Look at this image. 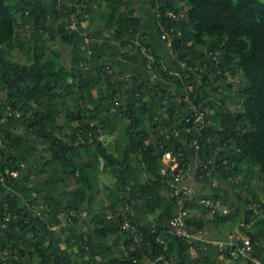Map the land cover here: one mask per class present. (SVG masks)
I'll return each mask as SVG.
<instances>
[{"label":"trees","instance_id":"trees-1","mask_svg":"<svg viewBox=\"0 0 264 264\" xmlns=\"http://www.w3.org/2000/svg\"><path fill=\"white\" fill-rule=\"evenodd\" d=\"M145 1L166 47L161 28L171 32L174 71L185 62L187 78L169 74L176 67L148 43L133 0H0V226L15 233L35 222L47 226L65 264H132L121 256V241L128 244L132 233L107 215L128 203L129 221L147 238L159 234L180 203L161 170L172 150L192 164L188 184L196 195L185 204L188 226L231 231L240 223L252 255L264 264V194L253 184L264 188V0ZM61 46L69 57L62 59ZM13 51L25 61H14ZM118 59L140 71L123 77ZM186 85L203 122L186 121ZM115 134L126 141L113 147ZM193 160L202 166L196 169ZM54 170L60 188L47 194L39 180ZM66 175L73 179L71 194ZM103 175L111 177L110 187ZM202 198L221 199L229 213L207 218L209 211L196 203ZM58 212L63 224L50 219ZM166 242L171 263L254 264L202 242ZM0 251L10 264H61L52 236L37 226L20 238L0 232ZM144 259L139 254V264Z\"/></svg>","mask_w":264,"mask_h":264},{"label":"built area","instance_id":"built-area-1","mask_svg":"<svg viewBox=\"0 0 264 264\" xmlns=\"http://www.w3.org/2000/svg\"><path fill=\"white\" fill-rule=\"evenodd\" d=\"M163 33L162 38L165 40L167 47L172 46L171 32H167L164 27L161 28ZM148 60L152 61V56L147 55ZM215 61L216 58L214 57ZM187 67L185 62L180 63L179 70L170 71L169 74H175L178 78L185 79L188 76L183 74V71ZM196 70V67H195ZM193 89L190 85H186L182 92L183 110L188 113L186 121L189 122L193 116H195L196 122H203L202 109L197 108L191 101L190 95ZM206 112H213V110H207ZM209 124V123H208ZM175 136L184 139V135H181L179 131H174ZM194 147V151H197L199 145L198 140L194 139L191 144ZM183 159V154L179 153V157L174 154L172 150L164 153L162 157V174L169 176L166 179V183L172 190V196L177 197L180 200L179 206L176 209L174 215L168 220L163 230L153 235L152 238L141 232L136 225L129 221L128 216L133 215V208L130 204L125 203L123 207H117L115 215L108 214L107 218H114L115 223L120 226L121 231L125 234L131 232L132 235L128 238L130 242L125 244L121 241V253L123 261H131L132 264H139L138 256L141 254L144 256L142 264H155L162 262L163 264H175L167 260L168 244L166 242L167 237L179 238L187 241L188 243L202 242L206 245H211L218 248L220 251L227 249L230 256L233 259L248 260L254 264H258L257 258L252 255L253 246L250 238L246 233L236 232L231 234L226 241L212 240L207 238V230L196 231L192 226H188L187 219L189 218V211L185 207V204H190L194 200L196 195L195 189L192 183L188 184V179L192 178L191 169L192 164L181 163L179 158ZM194 161V160H193ZM202 165L194 161V167L198 169ZM184 168L186 172L184 173ZM201 207L209 211L210 219H214L216 214H228V206L221 199L202 198L196 202ZM6 220L9 219V215H6ZM62 222L61 224H63ZM249 229V226H245ZM132 240V241H131ZM155 244L159 246L155 248ZM156 250H155V249ZM161 248V249H160ZM0 258L3 264H10V260L7 257V252L0 251Z\"/></svg>","mask_w":264,"mask_h":264},{"label":"crops","instance_id":"crops-1","mask_svg":"<svg viewBox=\"0 0 264 264\" xmlns=\"http://www.w3.org/2000/svg\"><path fill=\"white\" fill-rule=\"evenodd\" d=\"M135 9H136V14L141 18L144 27H146L148 29V35H147L148 36V43L151 44V46L153 47V49L157 52V54L159 56L161 54L164 55L165 59H163V60L166 61V59H168L171 62L172 66L176 67L175 69L173 68V70H176L178 66H177V62H176L174 56L171 54V51L161 41L160 37L157 36L155 20H154V16H153V12H152L151 8L147 5L145 0H142V3L138 7V9L137 8H135ZM161 45H162V47H161ZM162 50H166V53L163 54ZM140 62L141 61H139L138 63L140 64ZM115 65L117 66V69L119 70L118 73L122 74L123 77L127 74V72L133 71V73H135V68L137 71H140L139 65L136 67L135 64H127V63L125 64L123 61L121 62L120 59L115 61ZM110 139H111V137H110ZM52 172H54L53 174L55 175V172H57V171L54 170ZM56 174L60 176V180L58 181L59 187H58V185H55L53 183L54 184V187H53L54 191L53 192L57 191L60 188V184H61L60 183L61 182V175H60V173L59 174L56 173ZM46 175H47V173L45 174V176ZM49 175H50V173H48V177H49ZM47 179L48 178H44L43 182H46ZM187 183H189V180ZM68 185H69V188L67 189V192H68V194H71L74 187L71 186L70 184H68ZM42 186L45 190V187L43 184H42ZM45 191L47 194L52 193V191H47V190H45ZM207 218H210V217L207 216ZM50 219L51 220L52 219H55V220L58 219L59 221L64 220L65 214L63 212L53 213V216L51 215ZM58 223H60V222H58ZM208 226L210 227V229H209V231H207V238L212 239V240L226 241L231 234L236 233V232H240L237 228L238 225H236V228H234L231 231H228L227 228H222V227H218V226L215 227L214 224H210ZM97 243H99L98 240L96 241V244ZM108 244L110 245V243H108Z\"/></svg>","mask_w":264,"mask_h":264},{"label":"rangeland","instance_id":"rangeland-1","mask_svg":"<svg viewBox=\"0 0 264 264\" xmlns=\"http://www.w3.org/2000/svg\"><path fill=\"white\" fill-rule=\"evenodd\" d=\"M134 2H135V5H136V8L138 9V7L141 5V3H142V0H133ZM50 23H51V21H50ZM52 24V23H51ZM87 24H89V22L88 21H84V26H87ZM72 25H74V23H72ZM55 29H56V27H54ZM25 29H27V28H25ZM50 33H53L54 31H53V28H50V25H49V28L47 29ZM17 31L18 32H20V34H21V36L23 37V32L21 31V29H20V31H19V29H17ZM161 47H162V45H161ZM61 51H62V59H64V58H67V57H69V52H68V50H64V48L61 46ZM162 53L163 54H165L166 53V50H162ZM21 54V53H20ZM20 54H19V52L18 51H13L12 53H11V58L14 60V61H16V60H19V61H25V58H23L22 57V55L20 56ZM20 56V57H19ZM161 56V58H162V60L163 59H165V56L164 55H160ZM9 58V57H8ZM166 63L168 64V66H170V65H172L171 64V62L168 60V59H166ZM130 73H133V71H130V72H127V74L124 76V77H127ZM0 97H2V95H1V93H0ZM233 105L234 104H230V107H233ZM235 106V105H234ZM236 107V106H235ZM234 108V107H233ZM17 133H20V134H23L24 135V133H25V128L24 127H21V126H18V128L15 130ZM111 144H112V146L113 147H115V143L116 142H120V143H124L125 141H126V139L124 138V135H119V134H115L114 136H112L111 137ZM36 144H38V143H36ZM30 146H32L31 144H29V143H26L25 144V148H24V151H23V154H25L26 156H29L28 154H29V149H30ZM23 158V157H22ZM24 159V158H23ZM23 163H24V160H23ZM25 164V163H24ZM54 172H50V175H49V177H48V174H47V181L46 182H43V180H44V178H46V176L44 177H42L39 181L41 182V184H43L44 185V187H45V190H47V191H54L53 190V187H54V184L55 185H58V187H59V180H60V176L59 175H57L56 173H60V172H55V175L53 174ZM14 176L16 175L15 173L13 174ZM45 175V174H44ZM51 178V179H50ZM35 181V179H33V181L32 182H34ZM64 181L66 182V184H70L71 185V182L73 181V179H72V177L71 176H69V175H66V176H64ZM101 182H102V184H104V185H106V186H111V177L109 176V175H103L102 177H101ZM54 183V184H53ZM61 183V182H60ZM219 184L223 187V188H225V189H227L228 191H229V193L231 194V196H233V192L230 190V188L228 187V185L226 184V183H224V182H222V181H220L219 182ZM254 184V187H255V191L256 192H258L259 193V195L260 196H262L263 194H264V188H263V183L262 182H260V181H256L255 183H253ZM57 187V186H56ZM198 192H200L199 190L197 191V193ZM49 194H51V193H49ZM236 200V199H235ZM232 201H234V199H232ZM249 209H252L253 208V206H249L248 207ZM228 209H229V207H228ZM229 211H230V209H229ZM53 216V215H52ZM148 216V218L149 219H154L153 217V215H147ZM53 223H55V219H52L51 220ZM62 222H65V219L64 220H60V223H62ZM238 225V230L241 232V233H246L245 231H244V229L243 228H241V224L240 223H238L237 224ZM247 226V225H246ZM249 226V229L250 230H252L251 229V227H250V225H248ZM235 228H236V226H235ZM247 235V234H246ZM110 243V242H109ZM111 244V243H110Z\"/></svg>","mask_w":264,"mask_h":264},{"label":"water","instance_id":"water-1","mask_svg":"<svg viewBox=\"0 0 264 264\" xmlns=\"http://www.w3.org/2000/svg\"><path fill=\"white\" fill-rule=\"evenodd\" d=\"M36 226L43 228L49 235L52 236L54 245H55L56 249L58 250V252L60 254L61 264H65V258H64L63 250L59 246L57 238L51 233L50 229L47 226H44V225H42L40 223L35 222L31 226H29L28 228H26L23 231H21L20 233H15L14 231H12V230H10L8 228L0 226V232H4V233L10 234V235H13L15 238H20L21 236L27 234L31 229H33Z\"/></svg>","mask_w":264,"mask_h":264}]
</instances>
